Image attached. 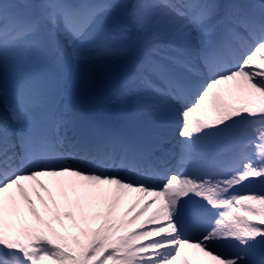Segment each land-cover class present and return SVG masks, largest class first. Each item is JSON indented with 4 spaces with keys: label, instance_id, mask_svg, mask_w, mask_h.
<instances>
[{
    "label": "snow or ice",
    "instance_id": "1",
    "mask_svg": "<svg viewBox=\"0 0 264 264\" xmlns=\"http://www.w3.org/2000/svg\"><path fill=\"white\" fill-rule=\"evenodd\" d=\"M0 264H264V0H0Z\"/></svg>",
    "mask_w": 264,
    "mask_h": 264
},
{
    "label": "bare ground",
    "instance_id": "2",
    "mask_svg": "<svg viewBox=\"0 0 264 264\" xmlns=\"http://www.w3.org/2000/svg\"><path fill=\"white\" fill-rule=\"evenodd\" d=\"M46 182H47V181H46ZM42 195H45V196H46L45 193H42ZM33 199H34V198H33ZM58 199H59V197H58ZM34 200H36V199H34ZM133 202H134L133 199H129V200L126 202V204H131V203H133ZM36 206H37L38 209L41 210V212H43V208H42V206H41L39 200H36ZM25 214L27 215V212H26V211H25ZM186 252H187V254H188V258L191 259V258L193 257V255H194V253H195V250L191 251L190 249H188V250H186Z\"/></svg>",
    "mask_w": 264,
    "mask_h": 264
}]
</instances>
